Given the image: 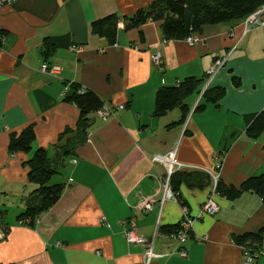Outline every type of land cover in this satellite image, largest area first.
Here are the masks:
<instances>
[{
  "label": "crops",
  "instance_id": "crops-1",
  "mask_svg": "<svg viewBox=\"0 0 264 264\" xmlns=\"http://www.w3.org/2000/svg\"><path fill=\"white\" fill-rule=\"evenodd\" d=\"M151 1L15 0L0 8V264H142L143 246L125 238L130 227L145 237L155 234L156 252L172 251L176 244L159 227L178 223L182 211L172 201L160 207L163 169L150 155L175 145L180 161L214 171L219 165L226 184L264 174V133L256 139L245 134L246 117L264 110V24L242 35L243 19L219 22L204 27L192 45L164 39L150 20L129 31L119 20L113 44L91 29L98 18L131 15ZM46 38L55 46L46 60L60 67L55 75L40 71ZM236 43L211 83L224 88L217 104L206 102L190 112L199 99L197 91L188 95L183 131L180 107L153 115L159 88L187 76L204 81L214 58ZM155 51L161 54L158 65L152 61ZM69 83L93 90L104 105L124 106L105 120L90 113L83 142L76 136L78 108L63 100ZM28 124L35 132L31 151L9 153L10 133ZM66 144L73 146L69 155L62 154ZM37 147L46 149L57 170L54 180L64 187L29 223L18 215L36 199L26 161ZM172 185L197 216L211 191L209 176L184 172ZM213 198L219 209L195 220L184 244L187 257L164 255L151 264H245L232 237L264 226V200L250 191ZM143 199L152 201L151 211H140ZM251 264H264V258Z\"/></svg>",
  "mask_w": 264,
  "mask_h": 264
},
{
  "label": "trees",
  "instance_id": "trees-1",
  "mask_svg": "<svg viewBox=\"0 0 264 264\" xmlns=\"http://www.w3.org/2000/svg\"><path fill=\"white\" fill-rule=\"evenodd\" d=\"M263 4L264 0H152L147 6L138 8L131 15L119 17L111 13L98 18L91 23V29L113 44L116 42L119 20L123 21L124 31L138 29L150 20L159 25L164 39H184L190 34L199 35L206 26L228 20L243 19ZM0 34L2 33L0 32ZM54 48V43L46 38L40 47L44 61L53 54ZM202 81L195 76H187L174 85L159 88L155 93L153 115L160 116L174 107H180L182 118L179 123L183 122L189 110L184 100L191 93L199 92L200 88L198 89V87ZM234 83L237 84L238 81ZM223 95L224 88L210 86L200 97L196 109H204L206 102L217 104ZM63 100L74 103L78 108L77 128L79 132L76 133V136L78 142H83L88 135L86 128L90 113L100 109L104 102L93 90L84 89L76 83L66 85ZM262 133H264V110L249 114L246 117V136L256 139ZM34 140L33 124H28L19 132L10 133L8 151L9 153H29ZM68 147L73 146L66 144L62 150L63 155H69L72 152ZM50 161L44 147L35 148L26 161L28 166L27 180L36 184V188L31 193L36 196V199L34 204H27L18 215L20 220L29 219V223H32L36 216L49 209L58 200L64 184L53 180L57 170ZM182 173L184 171H178L172 175L171 187L179 203L184 205L176 187L172 185L174 177ZM245 191L253 192L264 200V174L249 175L238 185L226 184L221 179L217 184V194L229 199H234ZM178 228L179 222L173 225L160 226L159 232L168 235L176 232ZM232 239L243 250L257 251L264 248V226L254 231L234 234Z\"/></svg>",
  "mask_w": 264,
  "mask_h": 264
},
{
  "label": "built area",
  "instance_id": "built-area-1",
  "mask_svg": "<svg viewBox=\"0 0 264 264\" xmlns=\"http://www.w3.org/2000/svg\"><path fill=\"white\" fill-rule=\"evenodd\" d=\"M14 1L15 0H0V8L5 5L11 4ZM263 19H264V4L243 18L242 35H245L248 32H250L252 29L263 25L264 24ZM2 37H3L2 34H0V43L2 41ZM183 40L186 43L192 45L199 42L201 39L199 35L190 34L187 37H185ZM236 45L237 43L232 48H230V50L227 51L225 54L218 55L214 58L211 67L205 73L203 85L201 86L198 92V99H200L204 91L211 86V83L215 75L225 66L228 56L231 54L232 50L235 48ZM71 50L74 52H79L81 51V47L78 45H71ZM160 59H161V54L159 53V51H155L154 54L152 55L153 63L155 65L160 64ZM40 71L51 75H55L59 73L60 67L57 64L48 63L44 61L40 64ZM195 106L196 103L192 107L190 112L195 108ZM123 107H124L123 105H119L117 107L103 105L100 109H98L95 112V114L100 119L105 120L110 116H114L116 110H120ZM188 117L189 116H187L183 121L182 131L186 127ZM150 159L153 163L161 165L163 169V172L159 178L160 186H161V197L159 199L160 207L165 201H172L178 203L181 207L182 217L179 221V228L177 229V231L167 235L169 239L176 244L175 248L167 254H162L154 250V242L156 237L155 234L151 237H145L138 234L135 231V229L132 227L127 228L125 230V238L127 242L134 244H141L143 246L142 264H151L154 259L160 258L164 255L176 254L182 258L187 257V251L184 247V244L186 240L189 238V234L193 228V224L195 220L201 217L203 214L213 215L219 209V206L217 205V203L213 198L214 195L217 194V184L220 179L219 165L217 166L218 169L214 171L201 165L180 161L177 158V145H175L173 148L162 154H151ZM73 161L75 162L76 160L73 159ZM178 171H184V172L200 171L206 173L210 178V185H211L210 194L208 195L207 199L201 204L199 214L197 216H191L189 214L186 205H182L179 203L178 198L176 197V195L172 190L171 177L174 173ZM152 208H153L152 201L148 199H143L140 201V211L148 212L151 211ZM4 236H5L4 231L0 229V240H2ZM195 239L200 241L206 239V236H203L201 238L195 236ZM243 254H244V263L251 264L254 263L258 258H264V248H260L257 251H253V252H250L248 250H243Z\"/></svg>",
  "mask_w": 264,
  "mask_h": 264
},
{
  "label": "rangeland",
  "instance_id": "rangeland-1",
  "mask_svg": "<svg viewBox=\"0 0 264 264\" xmlns=\"http://www.w3.org/2000/svg\"><path fill=\"white\" fill-rule=\"evenodd\" d=\"M197 96H198V94H197ZM54 179H55V178H54ZM54 179H53V180H54ZM23 210H24V209H23ZM9 215H10V211H9Z\"/></svg>",
  "mask_w": 264,
  "mask_h": 264
}]
</instances>
